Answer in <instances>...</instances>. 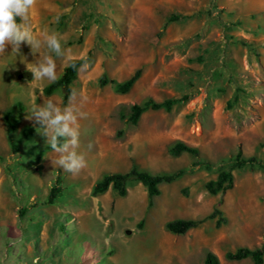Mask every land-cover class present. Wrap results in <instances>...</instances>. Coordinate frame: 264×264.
I'll return each mask as SVG.
<instances>
[{
	"label": "rangeland",
	"instance_id": "obj_1",
	"mask_svg": "<svg viewBox=\"0 0 264 264\" xmlns=\"http://www.w3.org/2000/svg\"><path fill=\"white\" fill-rule=\"evenodd\" d=\"M170 15L176 19L167 21ZM27 24L41 40L56 34L63 55L43 45L32 53L23 43L16 55L11 46L0 55V264H203L207 251L219 264H253L224 253L263 242L264 0H34ZM46 55L57 76L70 59L87 57L89 68L78 67L65 104L60 89L45 95L49 81L27 70ZM138 68L126 93L99 85L103 74L123 81ZM183 94L169 111L147 109L135 125L127 121L133 103ZM49 100L83 114L78 151L86 165L78 172L61 168L52 149L38 155L48 141L28 115L33 103ZM6 111L18 118L14 153ZM25 125L32 130L26 137ZM175 141L196 147L211 165L192 167L193 155L169 154ZM238 146L263 165L234 168L232 187L209 194L205 182L230 166ZM133 163L151 173L185 171L159 185L151 206L136 181L124 196L111 188L91 194L103 174ZM56 175L61 195L47 203ZM218 202L220 225L206 219L184 234L166 230L167 221L203 218Z\"/></svg>",
	"mask_w": 264,
	"mask_h": 264
},
{
	"label": "trees",
	"instance_id": "obj_2",
	"mask_svg": "<svg viewBox=\"0 0 264 264\" xmlns=\"http://www.w3.org/2000/svg\"><path fill=\"white\" fill-rule=\"evenodd\" d=\"M176 19V16L170 15L167 21ZM87 60L84 58H72L69 62L62 68L61 72L57 76L58 78L46 84L42 92L45 95L52 94L55 90H61V102L66 103L67 99L72 94L71 83L76 77L78 67ZM141 73L140 68L136 69L128 78L123 81L107 80L103 74L99 79V85H106L108 82L112 84V88L116 93H126L130 90L135 81L139 78ZM188 94H183L180 97L165 98L161 101H156L152 98H146L141 103H133L130 106V113L128 115L127 121L135 125L141 114L147 109L157 110L163 109L169 111L172 106L178 102H183L188 98ZM234 100L237 99V95H234ZM230 106V102L227 104ZM11 113L6 111L3 114V119L5 122V135L10 147V150L14 153L18 151V146L13 137V132L16 129L18 122L17 116H10ZM31 128L25 125L21 130V135L26 137L31 133ZM51 147L47 143L41 150L38 151V155H41L45 150H50ZM169 154L173 156H178L181 153H189L193 155L196 160L191 163V166L202 165L204 167H209L211 164L207 160H199L198 149L194 146H190L182 141H175L168 148ZM263 161L255 157H245L242 153L240 146L237 147L236 152L232 156L231 164L227 169L220 170L214 179H209L205 182L204 186L206 191L215 195L218 192L223 193L224 191L230 189L233 184L232 170L234 168H242L245 166H262ZM185 169L179 168L172 172H161V173H151L145 169L137 167L136 164H132L128 171L126 172H109L102 175L100 179L94 182L91 187V194L96 195L105 192L108 188H111L119 196H124L127 191V185L129 181H136L141 183L147 194L148 206L152 205L153 198L160 193L159 185L161 183H170L175 179L179 178ZM62 184L59 175L55 176L54 182L49 188L48 194L46 196L47 203H53L55 199L61 195ZM219 202L213 207L212 211L203 218L191 219V218H177L169 220L165 223V228L167 231L173 234H184L187 230L196 227L201 222L206 219H215V225H220L225 218L221 214V210L218 207ZM25 208L20 210L23 213ZM224 257L227 260H241L249 258L252 260L253 264H263L264 263V235L263 242L258 247H246L240 246L233 251H226ZM203 264H219V259L217 255L211 251H207L203 258Z\"/></svg>",
	"mask_w": 264,
	"mask_h": 264
},
{
	"label": "clouds",
	"instance_id": "obj_3",
	"mask_svg": "<svg viewBox=\"0 0 264 264\" xmlns=\"http://www.w3.org/2000/svg\"><path fill=\"white\" fill-rule=\"evenodd\" d=\"M33 3L34 0H0V55L6 53V46H11V51L16 55L22 43L30 46L32 53H39L43 45L55 56L63 55L61 41L56 34H45L41 40L28 27L29 10ZM80 68L86 71L89 68L87 61ZM27 70L36 81L53 82L58 78L55 60L48 55ZM78 114L83 115L78 113L74 105L61 108L49 100L40 105L33 103L28 115L39 125V133L48 141L51 149L59 154L56 163L65 171L73 173L86 165L83 153L78 151Z\"/></svg>",
	"mask_w": 264,
	"mask_h": 264
},
{
	"label": "bare ground",
	"instance_id": "obj_4",
	"mask_svg": "<svg viewBox=\"0 0 264 264\" xmlns=\"http://www.w3.org/2000/svg\"><path fill=\"white\" fill-rule=\"evenodd\" d=\"M137 196L135 195L134 197H132V201H131V204H133L132 205V207H136L137 205H138V203H137Z\"/></svg>",
	"mask_w": 264,
	"mask_h": 264
}]
</instances>
